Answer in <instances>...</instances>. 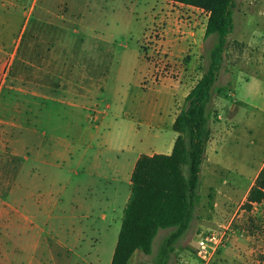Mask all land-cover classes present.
<instances>
[{"label": "crops", "instance_id": "0c3cea01", "mask_svg": "<svg viewBox=\"0 0 264 264\" xmlns=\"http://www.w3.org/2000/svg\"><path fill=\"white\" fill-rule=\"evenodd\" d=\"M157 2L161 7H152V18L154 25L162 23L166 46L176 58L192 59L178 81L162 80L144 89L140 84V98L128 106L130 113L145 119L155 139L173 129L186 97L203 77L205 70L198 65L211 38H205L208 13ZM131 6L133 0H0V264H92V252L100 263L106 249L97 237L110 231L112 218L126 207L139 158L163 155L156 148L136 153L133 146L121 147L120 136L103 132L101 96L110 89L109 81H122L107 69L121 57L118 48L128 49L136 22ZM134 42L131 60L145 64ZM146 65L141 80L153 82L148 61ZM249 75L247 97L259 102L243 104L261 114H250L248 128L260 129L264 77L254 70ZM233 93L217 96L218 113ZM224 146L225 139L214 131L202 179L224 172L248 178L239 166L221 159ZM263 167L264 161L243 193L235 180L213 183L209 205L202 196L199 227L218 224L209 212L219 216L234 204H245ZM118 238L115 231L109 264Z\"/></svg>", "mask_w": 264, "mask_h": 264}, {"label": "rangeland", "instance_id": "374dc122", "mask_svg": "<svg viewBox=\"0 0 264 264\" xmlns=\"http://www.w3.org/2000/svg\"><path fill=\"white\" fill-rule=\"evenodd\" d=\"M112 1L114 0H108V2ZM158 3L157 0H133L131 9L134 10L136 22L133 21L132 29L129 32L133 34L132 37L128 34V38L131 37L130 49L129 44L127 50L118 48L121 57L117 61H111L112 64H109L107 69V73L112 76H122V81H109L111 86L101 96L100 110L106 118L103 122V132L108 137L120 136L123 139L121 147H126L128 144L134 147L136 153L144 154H148L150 149L156 148L163 155H168L167 152L170 146H173L174 138L177 137L174 130L164 131L161 138L158 139L150 137L145 126V119L130 113L131 110L128 107L133 100L140 98L141 91H143L140 84H143L144 89L145 86L149 88L159 84L162 80L178 81L175 76L169 78L172 67L168 65V62L176 63L177 60L182 62L177 64L178 72L182 74L186 71V62L188 63L192 59L191 56H186L184 60L178 59L172 55V51L166 46L162 23L154 25L152 18V7H161ZM234 20L235 31L229 38V49L226 53L221 75L216 83V87L230 85L227 94L234 93L226 100L224 108L219 111L221 114L219 123H217L219 113L216 111L215 105L218 97H214L212 123L215 125L212 130L218 131L219 135L225 139V149L221 152V159L224 158V161L231 166H239L246 172L248 178L240 179L229 172H224L222 175L212 177L209 180L208 174H204L203 179L201 177L200 192L205 199L204 203L208 205L210 188L213 183H219L225 179L235 180L240 183L243 193L247 188L249 177L254 175L264 161V125L260 129L250 130L248 128L250 114L253 112L257 115L261 114L243 104L247 101L259 102L258 97H256L257 101L252 96L247 97L249 88L245 79L250 76L249 74L253 70L264 77V0H237ZM253 38L254 43L249 47L248 42ZM133 39L139 43V54H144L146 57L145 61L142 60L145 64L133 62L134 58L131 60L130 56L137 45L136 42L133 43ZM216 41L217 37L212 36L205 44L198 65L201 69L206 70L211 50ZM141 44H143L142 49ZM78 53H81L80 49L76 50V55ZM147 61L152 69L150 74L153 75V82H148L147 79L143 83L141 74L145 73ZM233 107H236L235 111ZM236 201H241V199H236ZM123 204L124 201L118 202L120 207L124 206ZM201 205L202 200L198 217L201 213ZM243 205L234 204L228 210H223L219 216L209 212L211 221L212 219L218 220V224L210 225L206 227L207 229L199 227L196 220L190 231L180 241L176 252L171 257L170 264H203L195 247L200 236H206L213 232L225 233L226 241L210 264H260L262 261L264 262V206L254 205L251 212L247 213ZM124 208L112 218L110 231L108 233L103 231L101 235H98L97 244L105 247L106 251L101 255L100 263H97L95 253L92 252L90 258L92 264H109L111 259L110 247L113 243L110 238L112 235L114 236L115 231L119 237ZM170 232L161 231L159 233L152 255L148 256L137 252L129 264H154L156 254Z\"/></svg>", "mask_w": 264, "mask_h": 264}, {"label": "trees", "instance_id": "16d2710c", "mask_svg": "<svg viewBox=\"0 0 264 264\" xmlns=\"http://www.w3.org/2000/svg\"><path fill=\"white\" fill-rule=\"evenodd\" d=\"M193 6L209 14L205 38L217 37L203 77L184 101L173 126L177 139L170 155H142L131 179V196L124 208L122 226L112 264H129L135 253L152 255L161 231H171L156 254L154 264H170L180 241L198 219L202 196V167L213 137L215 96L230 85L216 87L229 38L235 31L237 0H167ZM264 202V167L243 205L247 213ZM260 264H264L262 261Z\"/></svg>", "mask_w": 264, "mask_h": 264}, {"label": "built area", "instance_id": "2783aa9c", "mask_svg": "<svg viewBox=\"0 0 264 264\" xmlns=\"http://www.w3.org/2000/svg\"><path fill=\"white\" fill-rule=\"evenodd\" d=\"M197 10L201 11L204 14L207 13L206 11L199 9V8H197ZM180 63L182 62L178 60L176 61V63L168 62V65L172 67L169 78L171 77L174 78V76L177 79L180 78L181 74L178 72V69H177V64H180ZM160 79L162 78L160 77ZM225 241H226V234L221 233V232H213V233H209V235H206V236H200L198 238L195 250H196V253L199 259L202 261V263L210 264L212 262V259L217 254V252L220 250V248L223 246Z\"/></svg>", "mask_w": 264, "mask_h": 264}]
</instances>
